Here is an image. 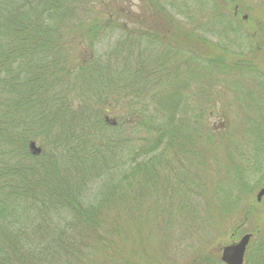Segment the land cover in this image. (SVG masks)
Instances as JSON below:
<instances>
[{"label":"trees","instance_id":"trees-1","mask_svg":"<svg viewBox=\"0 0 264 264\" xmlns=\"http://www.w3.org/2000/svg\"><path fill=\"white\" fill-rule=\"evenodd\" d=\"M117 2L0 0V264H168L183 252L176 226L189 241L202 237L191 225L205 223L210 238L229 220H254L257 264H264V208L249 201L264 181L251 185L264 162L261 98L249 125L231 135L227 124L208 128L199 107L190 114L175 85L194 73L191 64L180 66L190 52L195 69L207 67L208 89L223 86L247 105L256 97H248L245 79L258 75L264 60L230 61L226 44L210 48L197 29L169 16H127ZM115 29L122 34L113 47L96 54ZM161 40L163 52L147 59L152 68L141 56L140 66L132 65L142 43ZM35 140L46 155L30 153ZM91 183L97 193L87 196ZM188 191L189 199L182 196ZM204 239L196 249L209 244Z\"/></svg>","mask_w":264,"mask_h":264},{"label":"rangeland","instance_id":"rangeland-1","mask_svg":"<svg viewBox=\"0 0 264 264\" xmlns=\"http://www.w3.org/2000/svg\"><path fill=\"white\" fill-rule=\"evenodd\" d=\"M242 2L244 4L240 8L237 7V9L234 8V6L230 9L227 6L226 9L225 0H118L116 4L117 9L125 12L124 14L127 16H144L146 15V12H151L152 14H156V16H161L163 15L161 12L164 9L166 11L164 12V16H169V18L172 19L178 26L182 24L191 29H197L195 34L202 40L209 42L210 45L208 44V47L213 48L212 46L226 44L224 47H221L225 48L226 51L232 55L230 61H235L236 59L241 58L240 60H250L254 64L259 65L258 63L260 62V59L261 61L264 60V0H242ZM80 8L81 11H83L84 8L81 6ZM220 9L223 10V15H220ZM236 10L238 16L237 19L234 18ZM242 16H248V18L246 22L240 23ZM226 17H230L231 20H227ZM218 18H220L218 21L214 20H217ZM126 25L130 29L134 27L129 22H127ZM121 34L122 33L118 31V29L108 31V37H105L103 41L97 44L96 54L102 55L107 51L108 48L111 46L113 47L114 42L119 39ZM142 39L144 41L147 39V37H143ZM163 42L164 41L161 40L154 47L153 45H149L148 47L145 43H142L139 46V51L136 50L133 52L132 65L135 67L140 66L139 60L135 59H139L141 56V60L145 61L144 66L152 68L155 64L147 62L148 56L154 55L156 52H163ZM72 47L73 45H70L69 41L68 48L71 51ZM74 47L77 52H80V49L76 45ZM145 47H148L146 54H144L146 49ZM199 54L202 55V58L203 60L205 59V61L210 58L209 55L205 54L204 52ZM161 55L162 53H159L157 56L160 57ZM186 55L181 60V62H184V59H187L188 62L181 63L180 66L183 67L185 65L191 64L189 69L194 70V73L191 72L189 74V71H187L184 74V77H180L177 81H175V85L178 86V92L188 98V100L184 102L190 104V114H192L193 110H196V107H199V110L203 111L202 114L199 113V116L204 121L205 125L208 126V128L224 129V126L227 124L226 128H228V133L230 132L231 135H233L234 129H237L235 131L236 134L240 133L241 130H239V128L243 129L246 124L249 125V122L247 121L250 115L249 112L252 113L255 111L254 106L257 98H261L259 106H263L258 110L264 109V64L260 66V73H258V75H251L245 79L244 87L246 90L251 92V95L248 97L250 99L256 97L254 98L253 103L250 100H246L248 103L246 105V103L244 104L243 102L244 99L240 101V99H233L232 94L227 95V91L223 86L215 85L212 90L208 89V86L206 85L207 82H205H209V80L206 79L207 67L199 66L200 68L195 69L197 55H192L190 52H188ZM198 62H200L199 65L206 64L207 66V63H209H205L202 60ZM164 78L165 76H158L159 82H162L163 85ZM201 81L203 82V85L200 84ZM214 81H216V84L218 83L216 78ZM185 83L188 84V87H183ZM204 90H206V92L208 90V93H205ZM127 102L128 101H126V103ZM114 119L115 114L113 112L109 113V122L113 121ZM33 142H35L37 147L41 148L42 150L41 155L36 157H41L47 154V152H45L44 146H42L39 141L35 140ZM47 156L45 159L48 158ZM246 158L248 157H245V159ZM262 162H260L258 165V167L260 166L261 171L259 173H255L251 183L252 186H254L253 184L255 182H259L261 179L264 180V162ZM216 175L217 174H213V177H217ZM85 188V193L87 196L97 193L96 190L98 189V187L93 183L89 184ZM263 188L264 181L258 187L253 188V196H251L249 201L256 202L259 206H263L264 208V198L262 199L261 203H258L256 200L258 192ZM182 196L187 199L191 198L189 191L185 194H182ZM246 199L247 198L242 199V202H244ZM200 210L202 213H204V206H201ZM253 221L251 220L245 225L243 224L240 226L238 221L229 220L223 223L222 226L219 225L215 231H212L213 235L210 238L204 235L205 233L203 230L206 227V224L200 222L197 223V225H191V229L201 230L202 232H200V234L202 237L195 238V236L192 235L189 237V241H186V239L181 237L182 228L176 226L173 235H175L174 237L179 241V248L183 249V252H180L179 254L176 253L175 256L172 254L174 257L173 261L167 263L201 264V261L202 264H207L204 260L205 258H212L221 261L220 259L224 247L229 246L234 242H238L244 235L251 234L252 239L247 249L244 264H257L261 255H258L260 252L258 253L254 250L255 245L257 246L259 241L255 240L253 235L256 229L255 223ZM188 232V235H190L192 231ZM202 238H205V242L209 241V244L203 246V250L200 251L199 249H196V245L200 242H203ZM261 240L264 241L263 239ZM252 248L253 250H251ZM250 252H252V255L250 254V257H252L251 262L248 261L247 263V256ZM161 258L166 259L165 255Z\"/></svg>","mask_w":264,"mask_h":264},{"label":"water","instance_id":"water-1","mask_svg":"<svg viewBox=\"0 0 264 264\" xmlns=\"http://www.w3.org/2000/svg\"><path fill=\"white\" fill-rule=\"evenodd\" d=\"M29 151L33 156H40L42 153L41 148L37 147L35 142L30 143ZM263 198L264 188L258 192L256 200L258 203H261ZM251 239L252 235L247 234L244 235L238 242L224 247L222 250L221 262L223 264H244L245 256Z\"/></svg>","mask_w":264,"mask_h":264},{"label":"flooded vegetation","instance_id":"flooded-vegetation-1","mask_svg":"<svg viewBox=\"0 0 264 264\" xmlns=\"http://www.w3.org/2000/svg\"><path fill=\"white\" fill-rule=\"evenodd\" d=\"M237 9V8H236ZM144 16H156V14H149V13H146V15H144ZM161 16H164V15H161ZM234 18H238V16H237V10H236V12H235V16H234ZM247 18H248V16H242V22L240 21V23H243V22H246L247 21ZM235 243V242H234Z\"/></svg>","mask_w":264,"mask_h":264}]
</instances>
